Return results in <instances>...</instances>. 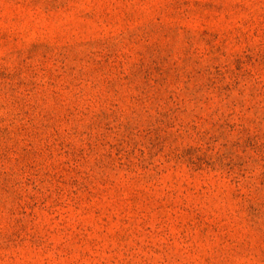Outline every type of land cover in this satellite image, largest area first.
Returning a JSON list of instances; mask_svg holds the SVG:
<instances>
[{
    "label": "rangeland",
    "instance_id": "1",
    "mask_svg": "<svg viewBox=\"0 0 264 264\" xmlns=\"http://www.w3.org/2000/svg\"><path fill=\"white\" fill-rule=\"evenodd\" d=\"M0 264H264V0H0Z\"/></svg>",
    "mask_w": 264,
    "mask_h": 264
}]
</instances>
